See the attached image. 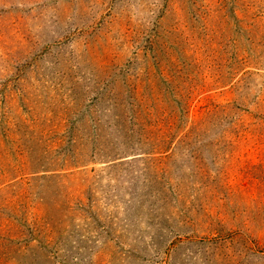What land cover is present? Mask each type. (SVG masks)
<instances>
[{"label": "rangeland", "instance_id": "rangeland-1", "mask_svg": "<svg viewBox=\"0 0 264 264\" xmlns=\"http://www.w3.org/2000/svg\"><path fill=\"white\" fill-rule=\"evenodd\" d=\"M0 264H264V0H0Z\"/></svg>", "mask_w": 264, "mask_h": 264}]
</instances>
